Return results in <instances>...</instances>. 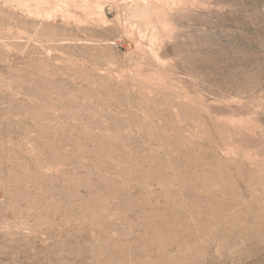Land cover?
I'll use <instances>...</instances> for the list:
<instances>
[{"label": "rangeland", "instance_id": "374dc122", "mask_svg": "<svg viewBox=\"0 0 264 264\" xmlns=\"http://www.w3.org/2000/svg\"><path fill=\"white\" fill-rule=\"evenodd\" d=\"M0 264H264V0H0Z\"/></svg>", "mask_w": 264, "mask_h": 264}]
</instances>
